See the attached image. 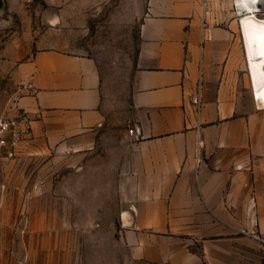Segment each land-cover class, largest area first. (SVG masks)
Here are the masks:
<instances>
[{
    "label": "crops",
    "instance_id": "obj_1",
    "mask_svg": "<svg viewBox=\"0 0 264 264\" xmlns=\"http://www.w3.org/2000/svg\"><path fill=\"white\" fill-rule=\"evenodd\" d=\"M107 1L42 0L73 13ZM134 2L129 125L94 56L31 29L0 49L31 118L0 167L1 238L21 253L6 264H263L264 107L231 1Z\"/></svg>",
    "mask_w": 264,
    "mask_h": 264
},
{
    "label": "rangeland",
    "instance_id": "obj_2",
    "mask_svg": "<svg viewBox=\"0 0 264 264\" xmlns=\"http://www.w3.org/2000/svg\"><path fill=\"white\" fill-rule=\"evenodd\" d=\"M225 11L239 29V16L232 5ZM138 24L134 0H109L75 13L56 10L42 0H0V49L19 37L26 40L23 34L31 29L42 45H46L47 35L53 36L56 47L94 56L102 76L103 94L115 110L113 117L119 122L126 117L129 125L128 101L139 41ZM23 87L15 79L0 75V115L17 113ZM6 254L16 262L21 253L14 246L4 245L0 230V264H6Z\"/></svg>",
    "mask_w": 264,
    "mask_h": 264
},
{
    "label": "built area",
    "instance_id": "obj_3",
    "mask_svg": "<svg viewBox=\"0 0 264 264\" xmlns=\"http://www.w3.org/2000/svg\"><path fill=\"white\" fill-rule=\"evenodd\" d=\"M231 5L237 16L241 13H250L264 18V0H251L249 4L246 0H231ZM202 25L204 23L202 22ZM204 39L202 34L201 40ZM202 80L198 78L196 91L192 98V103L197 112L202 106ZM252 96L257 107H264V98L260 95V90L254 86L251 79ZM131 131V130H130ZM31 139V118L23 109H19L13 115H0V167L9 160L15 159L24 143ZM255 222V221H254ZM262 246V260L264 264V231L256 235Z\"/></svg>",
    "mask_w": 264,
    "mask_h": 264
},
{
    "label": "bare ground",
    "instance_id": "obj_4",
    "mask_svg": "<svg viewBox=\"0 0 264 264\" xmlns=\"http://www.w3.org/2000/svg\"><path fill=\"white\" fill-rule=\"evenodd\" d=\"M249 4L251 0H246ZM254 86L264 98V18L241 13L239 19Z\"/></svg>",
    "mask_w": 264,
    "mask_h": 264
},
{
    "label": "snow or ice",
    "instance_id": "obj_5",
    "mask_svg": "<svg viewBox=\"0 0 264 264\" xmlns=\"http://www.w3.org/2000/svg\"><path fill=\"white\" fill-rule=\"evenodd\" d=\"M253 2H255V0H253Z\"/></svg>",
    "mask_w": 264,
    "mask_h": 264
}]
</instances>
